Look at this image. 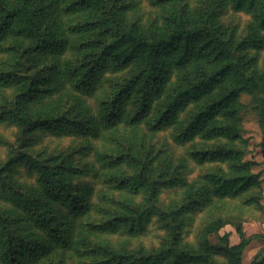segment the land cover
I'll use <instances>...</instances> for the list:
<instances>
[{"label": "rangeland", "instance_id": "374dc122", "mask_svg": "<svg viewBox=\"0 0 264 264\" xmlns=\"http://www.w3.org/2000/svg\"><path fill=\"white\" fill-rule=\"evenodd\" d=\"M108 2L122 9L123 24L138 25L148 35L167 30L182 4L195 13L211 12L215 29L234 44L249 34L258 36V43L241 55L249 68L264 73V29L257 26L250 6L239 7L235 0ZM7 3L14 7L19 0ZM57 6L67 40L63 54L26 55L31 42L16 34V22L8 34L0 35V264H152L150 260L172 264L178 256H164L167 250L191 255L179 258V264H235L227 250L251 238L244 264H264V117L256 98L264 96L263 91L237 98L243 128L237 137L213 131L215 126L237 122L230 111L215 115L207 127L189 136L186 130L207 96L187 102L172 122H156L166 94L187 84L186 73L193 70L174 67L149 116L134 119L132 98L124 117L108 125L105 106L137 68L109 66L92 89L78 88L67 62L83 58L80 43L99 31L78 33L76 28L88 13L72 11L65 0H58ZM22 57L31 70L21 66ZM57 62L59 90L55 87L54 93L40 96L26 109L32 115L49 109L62 113L63 107L76 104L87 129L65 125L26 133L8 111L16 108L30 82L4 81L2 75L10 71L26 78ZM220 90L217 86L209 96ZM224 149L229 155H216ZM57 172L70 180L69 193L78 186L85 188L81 202L87 203V210L81 216H73L61 191L60 198L53 196L49 177L56 181ZM249 174L256 178L250 185L238 182L226 193L213 181L215 175ZM47 217L61 222V234L70 238L68 246L48 240L40 225Z\"/></svg>", "mask_w": 264, "mask_h": 264}, {"label": "trees", "instance_id": "16d2710c", "mask_svg": "<svg viewBox=\"0 0 264 264\" xmlns=\"http://www.w3.org/2000/svg\"><path fill=\"white\" fill-rule=\"evenodd\" d=\"M65 1L72 11L88 13L87 19L76 28L78 33L99 31L96 36L80 43L79 50L85 51L83 58L73 63L67 62L68 73L74 77L78 88L85 91L92 89L94 82L109 66L127 68L134 64L137 68L132 77L116 89L112 100L105 106L104 115L108 125H114L124 117L125 108L132 98L136 100L137 112L134 119L141 120L149 116L153 111L154 102L162 96L164 85L172 69L189 67L193 70L190 74L186 73L187 84L166 94L161 108L156 112V122L158 124L172 122L177 112L187 102L207 96L205 104L192 117L186 130L187 134L190 136L207 127L214 116L222 111H230L237 118V122L215 126L213 131L232 139L241 133L243 128L238 120L237 98L245 92L256 93L261 90L264 93V73L261 75L257 70L249 68L241 55L243 49L258 43V36L249 34L244 40L234 44L222 32L215 29L214 16L210 14L211 12L195 13L189 11L183 4L173 14L172 24L167 30L148 35L143 33L138 25L123 24L122 9L108 6L110 0ZM164 1L177 4L182 0H159V2ZM235 1L239 7H252L257 26L264 29V1ZM57 2L58 0H19L17 6L11 7L7 0H0V12H2L0 35L8 34L16 22L17 25L14 27L16 34L31 42L25 51L26 55L63 54L67 40L63 38L64 29L57 16L59 13ZM25 57H22L21 66L29 71L32 66L27 64L28 60ZM59 67V63L48 65L26 78L16 72H13V75L10 71L2 75L4 81L30 82L19 96L16 108L8 111V114L14 116L16 122L24 128V132L54 129L65 125H70L78 131H86L87 128L81 120L84 113L76 104L63 107L62 113L49 107L47 111L32 115L26 109L30 102H34L40 96L52 94L57 88L59 90L62 83L59 81ZM217 86H220V92L209 96ZM256 98L259 114L264 117V96ZM216 152H218L216 155L220 156L223 153L227 154L228 149ZM235 155L239 157L241 153L236 152ZM60 175L61 173L57 172L56 181L49 177L53 196L60 198L58 192L61 191V195L68 202L70 201L69 206L73 216H81L82 211L84 213L87 210V203L81 202L84 200L81 193L85 188L78 186L71 192L72 194L69 193L70 180L61 178ZM137 178L138 176H135V179L131 180L134 182ZM255 179L250 174L240 178L215 175L213 181L219 185L221 192L226 193L238 182L248 186ZM40 225L46 230L48 240L57 243L58 247L69 245L70 238L61 234V222L56 217L44 218ZM251 241L252 238L245 239L238 247L227 250L234 255L235 264H244V253ZM34 249L36 250L37 247L35 246ZM168 254L178 256L172 264H179V258L191 257L187 251L167 250L163 253L164 256ZM146 261L149 259L146 258ZM149 262L159 264L155 260Z\"/></svg>", "mask_w": 264, "mask_h": 264}]
</instances>
